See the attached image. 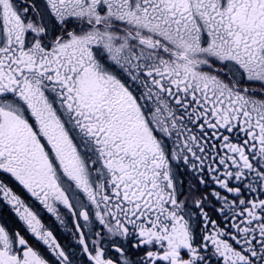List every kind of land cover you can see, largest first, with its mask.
Segmentation results:
<instances>
[{
  "label": "snow or ice",
  "instance_id": "1",
  "mask_svg": "<svg viewBox=\"0 0 264 264\" xmlns=\"http://www.w3.org/2000/svg\"><path fill=\"white\" fill-rule=\"evenodd\" d=\"M0 264H264V0H0Z\"/></svg>",
  "mask_w": 264,
  "mask_h": 264
}]
</instances>
